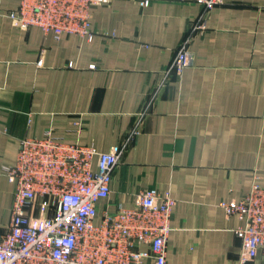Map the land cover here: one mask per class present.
<instances>
[{
  "label": "crops",
  "instance_id": "crops-1",
  "mask_svg": "<svg viewBox=\"0 0 264 264\" xmlns=\"http://www.w3.org/2000/svg\"><path fill=\"white\" fill-rule=\"evenodd\" d=\"M144 1L93 7L94 38L86 41L23 30L9 17L21 0H0V233L16 191L4 167L16 163L21 139L51 131L109 152L137 126L96 221L155 188L177 200L168 264H264V248L240 262L244 222L221 206L255 181L264 185V0L210 9L189 43L194 63L167 78L204 7Z\"/></svg>",
  "mask_w": 264,
  "mask_h": 264
},
{
  "label": "built area",
  "instance_id": "built-area-1",
  "mask_svg": "<svg viewBox=\"0 0 264 264\" xmlns=\"http://www.w3.org/2000/svg\"><path fill=\"white\" fill-rule=\"evenodd\" d=\"M110 1L21 0L9 17L23 30L38 26L56 39L73 35L92 41V8ZM195 1L204 7L203 13L178 47L166 78L173 72L181 75L194 63L191 37L206 29L208 11L223 3ZM137 132L135 126L130 136ZM130 136L109 152L66 143L51 131L21 139L16 163L4 167L16 191L12 219L0 233V264H168L171 219L177 205L170 193L155 188L142 191L136 206L120 205L96 221L97 203L111 193L112 175ZM221 206L228 216L244 222L236 234L242 241L240 262L246 263L264 248V185L255 181L242 199L222 201Z\"/></svg>",
  "mask_w": 264,
  "mask_h": 264
}]
</instances>
